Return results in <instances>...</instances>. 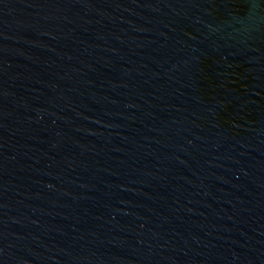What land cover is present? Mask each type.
<instances>
[{
    "label": "water",
    "instance_id": "obj_1",
    "mask_svg": "<svg viewBox=\"0 0 264 264\" xmlns=\"http://www.w3.org/2000/svg\"><path fill=\"white\" fill-rule=\"evenodd\" d=\"M0 264H264V0H0Z\"/></svg>",
    "mask_w": 264,
    "mask_h": 264
}]
</instances>
